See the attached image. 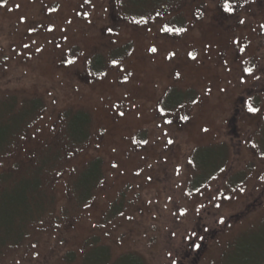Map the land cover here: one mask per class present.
<instances>
[{
    "label": "rangeland",
    "instance_id": "rangeland-1",
    "mask_svg": "<svg viewBox=\"0 0 264 264\" xmlns=\"http://www.w3.org/2000/svg\"><path fill=\"white\" fill-rule=\"evenodd\" d=\"M121 1L0 0V113L6 96L41 102L0 148V223L25 184L40 201L18 241L14 227L0 232V264H253L264 256V0H169L138 17ZM77 111L88 133L71 145ZM92 160L99 177L80 202Z\"/></svg>",
    "mask_w": 264,
    "mask_h": 264
},
{
    "label": "trees",
    "instance_id": "trees-1",
    "mask_svg": "<svg viewBox=\"0 0 264 264\" xmlns=\"http://www.w3.org/2000/svg\"><path fill=\"white\" fill-rule=\"evenodd\" d=\"M169 0H130L125 1L122 0L119 3L120 8L125 11L126 13L132 14L134 17L140 16L139 14H144L145 8H151L158 5H161L164 2H167ZM123 3V4H122ZM127 3V4H126ZM127 9L125 10V8ZM142 12V13H141ZM174 21L177 24L182 23V19L179 18ZM170 23L171 20L168 18L167 23ZM176 25V24H175ZM168 27V25H167ZM128 49V47H124L123 49L114 48L112 49L111 53L109 54L110 57L113 58V56L118 55L121 52H125ZM122 50V51H121ZM96 57V59L93 61V58ZM91 61L89 62L90 68L93 71H97L99 67L101 66L100 63L97 62L98 59H101L99 56H94ZM96 63V64H95ZM176 94L177 96L183 95V93H179L177 91L171 90L167 93L166 97H171L173 94ZM181 98V97H180ZM3 104H5L6 109L3 113H0V148L3 146L4 143H6V138H11V134L13 132H16L17 129L27 120V118L31 115H33L40 107L41 102L37 98L32 99H25L22 98L21 100H18L15 95L14 96H6L3 99ZM183 101V98L177 102H175V106L179 105ZM68 123H66V126L69 124H72L69 128L67 127V132H65V136L67 137L68 143L72 144H79L87 137V124H88V117L85 113L77 111L71 114L68 118ZM72 120L73 123H70ZM73 126H79L78 130L76 132L71 131ZM100 162L98 160H92L89 162V164L86 166L85 170L81 172L80 176L81 179L75 184L79 185L81 195L78 199H80V202H83L88 198L92 189L93 183L96 181V179L99 177L100 173ZM35 182H39L38 178H34ZM20 184L16 187L18 188ZM15 188V189H16ZM28 186L25 184L24 189L21 192L22 200L16 204V208L10 213L11 217L10 219L7 218H1L0 223V232H10L11 228L14 227L16 232V235L20 233L17 240L21 236V232L24 223L28 221V216L32 214L33 210L40 205V201L37 198H34V195L39 192V186L37 189H32V194L28 197ZM13 217V218H12ZM5 242H3L2 239H0V249L5 246ZM72 256L64 257V261L62 263L64 264H72L70 259ZM134 258V257H131ZM135 262L136 259H133ZM245 261H251L253 264H264V256H257L256 258H250ZM245 261H242L245 262ZM239 264H241L239 262Z\"/></svg>",
    "mask_w": 264,
    "mask_h": 264
},
{
    "label": "snow or ice",
    "instance_id": "snow-or-ice-1",
    "mask_svg": "<svg viewBox=\"0 0 264 264\" xmlns=\"http://www.w3.org/2000/svg\"><path fill=\"white\" fill-rule=\"evenodd\" d=\"M85 2H89V0H85ZM223 8H224V10L226 11V12H232L233 11V9H232V7L228 4V3H224V5H223ZM135 23H137V24H140V23H146V21L143 19V18H141V20H137V21H135ZM241 23H243V21H241ZM109 31H111V29H109ZM161 31H164V32H176V33H181V32H183V31H185L183 28H177V29H173V28H170V27H164V28H162L161 29ZM149 51L150 52H152V53H156L157 52V48L156 47H151L150 49H149ZM175 55V53H170L169 54V59H171L173 56ZM188 55H189V57L191 58V59H193V60H195L196 59V55L194 54V53H188ZM68 63H74V61H69ZM111 63L113 64V65H117L118 63H119V61L118 60H112L111 61ZM246 71H248V72H251V69H247ZM178 75V74H177ZM125 80H127V77H125ZM197 101H193V103H196ZM245 103L247 104V109H248V111L249 112H252V113H255V112H258L259 111V109H257V108H255V107H253L252 106V104L251 103H249L248 101H245ZM120 115H123V113H121ZM185 119H187V117H185ZM143 143H147V141H143ZM169 143H172V141H169ZM114 167H115V165H114ZM221 223H223V221L221 220L220 221ZM195 233H193V235H194ZM196 247H199V245H196ZM171 255V254H170ZM173 264H175V261H173Z\"/></svg>",
    "mask_w": 264,
    "mask_h": 264
}]
</instances>
